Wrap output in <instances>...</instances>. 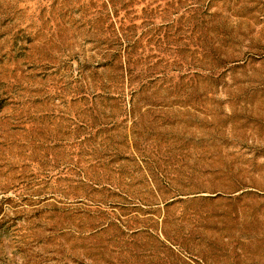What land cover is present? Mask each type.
<instances>
[{
  "label": "rangeland",
  "instance_id": "1",
  "mask_svg": "<svg viewBox=\"0 0 264 264\" xmlns=\"http://www.w3.org/2000/svg\"><path fill=\"white\" fill-rule=\"evenodd\" d=\"M0 264H264V0H0Z\"/></svg>",
  "mask_w": 264,
  "mask_h": 264
}]
</instances>
